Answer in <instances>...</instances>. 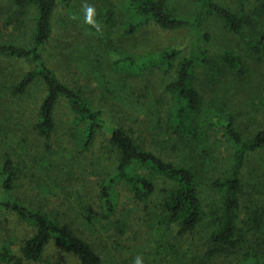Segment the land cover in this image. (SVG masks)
I'll list each match as a JSON object with an SVG mask.
<instances>
[{
	"label": "trees",
	"instance_id": "obj_1",
	"mask_svg": "<svg viewBox=\"0 0 264 264\" xmlns=\"http://www.w3.org/2000/svg\"><path fill=\"white\" fill-rule=\"evenodd\" d=\"M238 1L0 0V264H54L53 247L79 264H136L138 254L149 264L154 252L166 264H264V111L254 127L244 122V105L260 107L236 91L247 81H226L243 67L241 56L226 49L213 66L201 45L212 41L202 26L214 19L264 58V0ZM147 27L189 30V47L127 50L125 40ZM199 69L214 87L198 82ZM154 73L168 81L162 102L145 104L163 131L160 149L115 123L82 83L100 81L113 95L124 80ZM99 145L107 155H95ZM139 212L154 221L143 244L131 223ZM206 221L202 244L184 250L181 240ZM115 230L109 245L105 235ZM128 233L127 243L117 239Z\"/></svg>",
	"mask_w": 264,
	"mask_h": 264
},
{
	"label": "rangeland",
	"instance_id": "obj_2",
	"mask_svg": "<svg viewBox=\"0 0 264 264\" xmlns=\"http://www.w3.org/2000/svg\"><path fill=\"white\" fill-rule=\"evenodd\" d=\"M81 3L83 6H90L93 1L95 0H76ZM189 1V0H188ZM218 2L224 4V5H231L233 8L239 4L238 0H217ZM187 2V1H183ZM58 26V24H57ZM203 31H208L212 35V41H209L208 43L201 42V45L204 47H207L210 50L211 58L214 60L213 66L215 64L222 66V54L224 53V50L226 49H232L236 51L242 59L243 67L240 69L239 72H231L229 71L228 74H226V81H247V84L240 85L241 89L236 90L239 92H242L243 97H247L249 101V104L252 107H260L258 109H252L248 108L246 105H244V109L242 112L250 111V117L246 116V119L244 120L247 125L255 126L256 122H260L262 119V115H258L257 112L261 111V109L264 111V58L261 56V54H257L254 52V50L249 47L246 42L241 38L240 35H235L234 33H231L223 28V26L214 19L207 20L203 26ZM191 39V32L189 30H183V31H175V32H169L164 31L161 29H158L156 27H147L142 33L137 34L129 39H126L123 43L124 46L127 48V50L130 51H137V52H147L150 50H155L159 48H165L168 46H174V47H180L185 48L186 46L189 47V40ZM186 47V48H188ZM60 59H58L59 61ZM62 64V62H60ZM16 70L18 72H25L27 69L24 65H17ZM199 75H198V81L199 83H202V85L209 89L210 87H214L215 81H209L208 74L205 73V69H199ZM211 71V70H209ZM121 89V86L117 87L116 93L113 95H119V99H115L113 95L110 93L104 91L101 87L102 83L100 81H82L83 85H86L89 87V93H91L92 96H94L97 105L102 107L104 111L107 112V116L110 117L112 120H114L115 123H119L121 125H125L128 128L133 127L134 131L136 133V136L146 142V145L148 147H151L152 149H160L163 147L162 141L160 139H157V135L161 134L163 131H161V126L159 124L152 127V119L153 115L151 113V110L147 108L145 105L146 102L150 100H155V102H162L163 95L165 94V85L168 83V81H164L162 79V76L160 73H154L153 75L147 77L141 76L140 78H129V80ZM119 84V83H118ZM129 89V96L131 100L134 101L135 104H131L130 101L127 102L128 95L125 93ZM235 92V91H234ZM123 95V96H122ZM144 95L147 96L144 97ZM162 97V98H161ZM125 98V99H124ZM239 101L241 99L238 97ZM138 103H141L139 105V108H135V105H138ZM237 104V110H240L242 108V102H236ZM159 106V107H158ZM158 108H162L160 104L157 105ZM252 112H255L256 115L259 116V118H252L255 114H252ZM68 117V109L67 104L63 103L58 109L57 112V119L58 121H65ZM155 132H153V129ZM226 144L222 145L221 151L218 152L219 158L218 163L219 165L223 166L226 162V157H228L229 149L226 148ZM105 145L98 146L95 150L96 156H102L103 154L107 155V150L104 148ZM169 158L173 159L170 155ZM258 154H255L252 156V159H257ZM102 166L107 164L108 157L103 156L102 158ZM246 171V169H245ZM121 196V202L124 205V208L128 210V207H130V193L126 190V188H123ZM204 197L207 202H205L206 205H210V202L214 198L213 193L209 190L208 187L204 188L203 191ZM207 210H209V207L207 206ZM210 214V213H209ZM149 215L144 212H139L137 215H134V217L131 219V223L133 224L132 229L138 230L141 237H144V240L141 244L147 243L145 240L147 234L150 233L149 225L154 223L153 220H148ZM208 221H206L203 224V227H201V231H197V233L193 235H189L181 240L183 244L184 250H189V248H195L196 245L202 244L200 242V238L205 235V231H207L206 224ZM23 230V227H20V232ZM115 232L112 231L110 234L111 236H116ZM130 233V232H129ZM127 234L124 238L119 239L124 242H128V237L134 238L133 235ZM154 236L157 235L156 232L153 233ZM109 238L108 235H105L107 238V241L110 244H112L113 238ZM118 237V236H117ZM119 244L117 243L115 247H117ZM111 248V247H110ZM113 248V247H112ZM52 259L50 260L54 264H79L75 257L67 255L66 252L61 247H53L52 249ZM113 253V252H112ZM148 262L149 264H166L165 259L166 254L158 255L157 253H150ZM192 255H190L191 257ZM137 257L139 259H143V255L138 254ZM171 256L168 258V260H172ZM172 263V262H170ZM199 264V262H196ZM220 264H237V261L229 260L225 261L221 259L219 261ZM131 264V263H129Z\"/></svg>",
	"mask_w": 264,
	"mask_h": 264
},
{
	"label": "clouds",
	"instance_id": "obj_3",
	"mask_svg": "<svg viewBox=\"0 0 264 264\" xmlns=\"http://www.w3.org/2000/svg\"><path fill=\"white\" fill-rule=\"evenodd\" d=\"M136 264H141V262L139 261V259L136 261Z\"/></svg>",
	"mask_w": 264,
	"mask_h": 264
}]
</instances>
